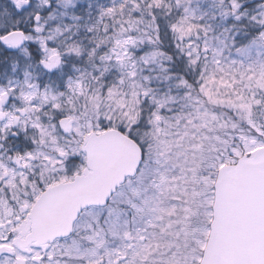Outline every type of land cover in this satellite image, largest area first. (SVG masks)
<instances>
[{"label": "snow or ice", "instance_id": "1", "mask_svg": "<svg viewBox=\"0 0 264 264\" xmlns=\"http://www.w3.org/2000/svg\"><path fill=\"white\" fill-rule=\"evenodd\" d=\"M0 264H264V0H0Z\"/></svg>", "mask_w": 264, "mask_h": 264}]
</instances>
